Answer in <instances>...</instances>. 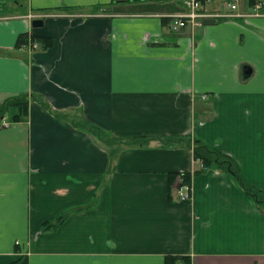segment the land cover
<instances>
[{
    "label": "crops",
    "instance_id": "obj_1",
    "mask_svg": "<svg viewBox=\"0 0 264 264\" xmlns=\"http://www.w3.org/2000/svg\"><path fill=\"white\" fill-rule=\"evenodd\" d=\"M184 10L0 0V105L32 97L0 127V264H264V212L230 174L206 170L189 201L169 200L195 171L188 137L264 192V5L176 33L167 17ZM26 33L36 50L17 47Z\"/></svg>",
    "mask_w": 264,
    "mask_h": 264
},
{
    "label": "trees",
    "instance_id": "obj_2",
    "mask_svg": "<svg viewBox=\"0 0 264 264\" xmlns=\"http://www.w3.org/2000/svg\"><path fill=\"white\" fill-rule=\"evenodd\" d=\"M30 41L39 42L40 39L35 36H30L28 33L21 34L18 39L17 47H27ZM31 98L32 97L29 95H21L13 98L11 101L3 105H0V127H4V125H2V122L5 119V113L9 112L10 110L13 111L10 118L11 122L17 123L25 120L29 114V105ZM179 142L182 144V146H186L193 151L196 165L193 174L181 173L179 175H175L180 176V179L182 180V182L180 183V187L184 185L190 186L193 176L199 175L200 173L209 169H215L220 172L230 174L236 180L238 185L245 191V193L251 196L260 210L264 212V192L256 189L246 181L240 171L237 162L230 155L222 153L221 151L209 147L203 142L192 139L191 137L179 139ZM115 154L116 152H113L112 155L114 156ZM169 200H174L172 191L169 193ZM65 218L66 216H61L54 223H46L44 228L48 229L51 227H56L60 225L61 222L65 220ZM168 260H171L173 263L177 259L170 258ZM181 260L184 261L183 264H190V262L185 258H182ZM10 264H29V260L27 257H22L21 259Z\"/></svg>",
    "mask_w": 264,
    "mask_h": 264
},
{
    "label": "built area",
    "instance_id": "obj_3",
    "mask_svg": "<svg viewBox=\"0 0 264 264\" xmlns=\"http://www.w3.org/2000/svg\"><path fill=\"white\" fill-rule=\"evenodd\" d=\"M224 10L209 12L204 9L201 0H184V12L170 15L171 28L176 33L182 32L187 27H197L203 24L205 19H250L263 16L261 13L264 2L262 0H222ZM30 19L42 18V15H30ZM31 51L39 47L37 41H30L27 46ZM5 124V123H4ZM182 180L179 179V183ZM174 199L189 201L191 199V187L184 185L179 187Z\"/></svg>",
    "mask_w": 264,
    "mask_h": 264
},
{
    "label": "water",
    "instance_id": "obj_4",
    "mask_svg": "<svg viewBox=\"0 0 264 264\" xmlns=\"http://www.w3.org/2000/svg\"><path fill=\"white\" fill-rule=\"evenodd\" d=\"M217 23H218V20H216V19H205L203 21V25H205V26L216 25ZM32 25H33V27H41V26H43V20L35 19V20H33ZM247 71L249 72L250 70L247 68Z\"/></svg>",
    "mask_w": 264,
    "mask_h": 264
},
{
    "label": "rangeland",
    "instance_id": "obj_5",
    "mask_svg": "<svg viewBox=\"0 0 264 264\" xmlns=\"http://www.w3.org/2000/svg\"><path fill=\"white\" fill-rule=\"evenodd\" d=\"M12 112H13V111H11V110H10L9 112H6V113H5V118L10 120V118H11V116H12ZM115 155H116V154H115Z\"/></svg>",
    "mask_w": 264,
    "mask_h": 264
}]
</instances>
